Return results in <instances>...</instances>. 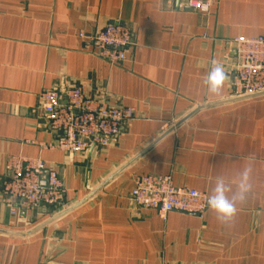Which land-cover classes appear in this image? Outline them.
Wrapping results in <instances>:
<instances>
[{"label": "crops", "instance_id": "0c3cea01", "mask_svg": "<svg viewBox=\"0 0 264 264\" xmlns=\"http://www.w3.org/2000/svg\"><path fill=\"white\" fill-rule=\"evenodd\" d=\"M111 24L133 37L119 66L80 38ZM258 37L264 0H218L209 13L187 0H0V264H264V97L230 101L235 41ZM213 60L228 76L218 95L205 84ZM72 88L133 112L116 142L50 148L64 134L41 95ZM12 159L55 171L60 205L14 211L2 194ZM248 165L252 190L229 222L209 208L162 218L131 197L149 175L208 197L217 176L235 181Z\"/></svg>", "mask_w": 264, "mask_h": 264}, {"label": "built area", "instance_id": "2783aa9c", "mask_svg": "<svg viewBox=\"0 0 264 264\" xmlns=\"http://www.w3.org/2000/svg\"><path fill=\"white\" fill-rule=\"evenodd\" d=\"M218 0H187V8L209 13ZM96 50L102 61L119 66L127 61V51L133 45L130 30L111 24L93 34L80 33ZM237 65L232 84L234 97L264 93V37L235 41ZM43 111L49 128L64 134L56 147L68 155L77 156L97 145L116 142L122 128L133 119L131 110L113 108L104 101L92 99L83 89L65 92L44 91ZM10 178L3 188L6 201L14 200L12 209L31 210L40 206L60 205L63 187L58 174L41 160L12 159ZM131 197L137 207L156 211L162 218L173 212L202 216L207 195L196 190L177 188L172 179L149 175L138 177Z\"/></svg>", "mask_w": 264, "mask_h": 264}, {"label": "clouds", "instance_id": "9594fccd", "mask_svg": "<svg viewBox=\"0 0 264 264\" xmlns=\"http://www.w3.org/2000/svg\"><path fill=\"white\" fill-rule=\"evenodd\" d=\"M211 68L207 73L205 84L208 92L214 95L221 93L228 76L223 65L213 60ZM252 167L245 166L235 181H229L225 176H217L211 193L207 197V206L214 212L217 219L222 222H229L237 214V202H244L252 190L251 183ZM235 184L233 190L232 184Z\"/></svg>", "mask_w": 264, "mask_h": 264}, {"label": "water", "instance_id": "95a60500", "mask_svg": "<svg viewBox=\"0 0 264 264\" xmlns=\"http://www.w3.org/2000/svg\"><path fill=\"white\" fill-rule=\"evenodd\" d=\"M260 97H264V93H260V94H256V95H251V96H240V97H235L234 99H232V100H230V101H244V100H250V99H255V98H260ZM204 108H206V107H198V109L194 112V113H196V112H198V111H200V110H202V109H204ZM193 113V114H194ZM192 115H190V116H188V117H186V118H184L182 121H180L175 127H178V126H180L181 124H183V123H185L188 119H189V117H191ZM175 128H172V129H170V131L169 132H171V131H173ZM165 136V135H164ZM160 140V139H159ZM157 142V141H156ZM141 156V154L138 156V157H140ZM136 160V159H135ZM135 160H133V161H135ZM133 161H131L130 163H128L126 166H124L123 167V169L122 170H124L125 168H127ZM121 170V171H122ZM120 171V172H121ZM119 174V173H118ZM67 212H69V211H67ZM67 212H65V213H67ZM64 213V214H65Z\"/></svg>", "mask_w": 264, "mask_h": 264}]
</instances>
